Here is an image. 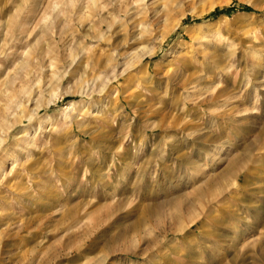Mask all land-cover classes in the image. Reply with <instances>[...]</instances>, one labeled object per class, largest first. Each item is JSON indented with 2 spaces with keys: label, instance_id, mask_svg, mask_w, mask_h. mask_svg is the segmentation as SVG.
I'll return each instance as SVG.
<instances>
[{
  "label": "rangeland",
  "instance_id": "rangeland-1",
  "mask_svg": "<svg viewBox=\"0 0 264 264\" xmlns=\"http://www.w3.org/2000/svg\"><path fill=\"white\" fill-rule=\"evenodd\" d=\"M263 29L264 0H0V264H264Z\"/></svg>",
  "mask_w": 264,
  "mask_h": 264
},
{
  "label": "bare ground",
  "instance_id": "bare-ground-1",
  "mask_svg": "<svg viewBox=\"0 0 264 264\" xmlns=\"http://www.w3.org/2000/svg\"><path fill=\"white\" fill-rule=\"evenodd\" d=\"M160 12V11H159ZM161 19H160V21H165L166 19H167V17H166V15L165 14H163L162 13V15H161ZM264 30V29H263ZM146 31H148V29L146 30ZM252 57L253 58H255L256 56L255 55H252ZM199 86V84H195L193 87L194 88H196V87H198ZM199 89V88H198ZM243 111H245V112H247L248 111V108H245ZM248 114V113H247ZM231 162V161H230ZM236 168H237V163L234 161L233 163H232V167H231V170H232V172L234 171V173H235V170H236ZM237 172H238V170H237ZM241 172H242V170H241ZM231 173V172H230ZM234 173H231L232 175L234 174ZM240 173V172H239ZM239 173H236V175L235 176H233L234 178L233 179H230L229 180V182H227V185H225V184H223V185H221V189H219L220 190V192H226V190H229V188H230V186L233 184V182H235L238 178H239ZM230 178V177H229ZM236 229V228H235ZM237 230H238V228H237ZM236 231V230H235ZM239 231V230H238ZM234 232V231H233ZM238 234V233H237ZM233 240V239H232Z\"/></svg>",
  "mask_w": 264,
  "mask_h": 264
}]
</instances>
